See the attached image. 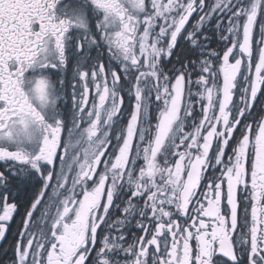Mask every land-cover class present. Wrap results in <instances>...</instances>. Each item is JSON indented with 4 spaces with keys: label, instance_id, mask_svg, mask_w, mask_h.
I'll list each match as a JSON object with an SVG mask.
<instances>
[{
    "label": "snow or ice",
    "instance_id": "1",
    "mask_svg": "<svg viewBox=\"0 0 264 264\" xmlns=\"http://www.w3.org/2000/svg\"><path fill=\"white\" fill-rule=\"evenodd\" d=\"M0 164L8 264H264V0H0Z\"/></svg>",
    "mask_w": 264,
    "mask_h": 264
},
{
    "label": "flooded vegetation",
    "instance_id": "2",
    "mask_svg": "<svg viewBox=\"0 0 264 264\" xmlns=\"http://www.w3.org/2000/svg\"><path fill=\"white\" fill-rule=\"evenodd\" d=\"M67 2V0H66ZM75 2V0H73ZM196 17L194 16L192 20L194 21ZM191 25L189 24V27ZM213 46L215 47V41H213ZM186 44L184 40L181 38L178 42V46L176 48V54L180 55L183 58V53L186 50ZM175 59V56L173 57ZM71 73H69L70 75ZM3 168V165L0 164V169ZM13 192L17 196V200L21 204L20 210L15 214L14 219L11 221V225L7 234L6 239L0 242V261H3L4 264H8L10 257L12 256V250L10 245L14 243V237L17 234V229L21 225V217L24 214V202L25 200L32 195V182L31 181H14Z\"/></svg>",
    "mask_w": 264,
    "mask_h": 264
},
{
    "label": "water",
    "instance_id": "3",
    "mask_svg": "<svg viewBox=\"0 0 264 264\" xmlns=\"http://www.w3.org/2000/svg\"><path fill=\"white\" fill-rule=\"evenodd\" d=\"M1 242V241H0Z\"/></svg>",
    "mask_w": 264,
    "mask_h": 264
}]
</instances>
